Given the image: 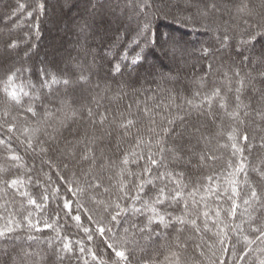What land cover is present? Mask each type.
Instances as JSON below:
<instances>
[{"label": "snow or ice", "instance_id": "6c2138e0", "mask_svg": "<svg viewBox=\"0 0 264 264\" xmlns=\"http://www.w3.org/2000/svg\"><path fill=\"white\" fill-rule=\"evenodd\" d=\"M82 3L0 15V264H264V0ZM105 16L99 62L37 63Z\"/></svg>", "mask_w": 264, "mask_h": 264}, {"label": "trees", "instance_id": "16d2710c", "mask_svg": "<svg viewBox=\"0 0 264 264\" xmlns=\"http://www.w3.org/2000/svg\"><path fill=\"white\" fill-rule=\"evenodd\" d=\"M9 2L15 3V0H0V15H2L6 10L5 5ZM99 2L103 4L105 3V0H99ZM220 2L223 3L224 0H220ZM78 4L79 7L73 9L72 12V16L76 17L77 20L79 18L78 14L83 8L82 0H78ZM224 19H228L226 14L224 15ZM103 21H107V23L101 22L100 17L97 18V24L95 28L88 30V39L85 41L84 37L79 34V29L72 26L71 30H69V25L66 18L62 22L46 20L41 25V31L44 33V38L39 43V55L36 58L37 63L39 62V57L42 59L47 57L49 61L55 59L57 62H59L61 59V54H66L65 50L71 52L72 55L75 56L77 52L81 51V46L85 44L90 47L93 55L97 57L99 62V57L105 54L109 40L113 37L117 27L116 23L114 22V18L111 16L103 17ZM5 23H7L6 20H0V28H3ZM162 25L171 27L173 30H175L177 27L176 25H169L167 23ZM93 31L95 32L94 35ZM181 32L187 33L184 36V39L189 41L194 47H199L201 42L208 39L207 34H205L203 31L190 32L189 30L180 27L179 30L176 31V35L178 34L179 37ZM157 55H159V53H157ZM89 59H91V57H89ZM156 62L157 61L153 56H149V63ZM165 63H167V61H165ZM107 67V64H105V69H107Z\"/></svg>", "mask_w": 264, "mask_h": 264}, {"label": "rangeland", "instance_id": "374dc122", "mask_svg": "<svg viewBox=\"0 0 264 264\" xmlns=\"http://www.w3.org/2000/svg\"><path fill=\"white\" fill-rule=\"evenodd\" d=\"M163 26V27H162ZM160 30L161 31H173V29H171V27H167V26H165V25H161V28H160ZM177 36H178V34H177ZM44 38V33H42V31H41V40ZM40 40V41H41ZM40 41H39V43H40ZM40 45V44H39ZM40 59H42L41 57H39V60Z\"/></svg>", "mask_w": 264, "mask_h": 264}]
</instances>
